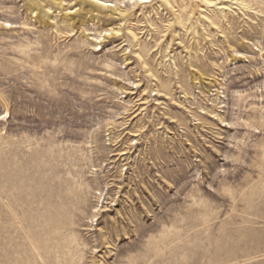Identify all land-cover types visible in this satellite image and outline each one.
Segmentation results:
<instances>
[{
	"label": "rangeland",
	"instance_id": "1",
	"mask_svg": "<svg viewBox=\"0 0 264 264\" xmlns=\"http://www.w3.org/2000/svg\"><path fill=\"white\" fill-rule=\"evenodd\" d=\"M0 264H264V0H0Z\"/></svg>",
	"mask_w": 264,
	"mask_h": 264
},
{
	"label": "bare ground",
	"instance_id": "2",
	"mask_svg": "<svg viewBox=\"0 0 264 264\" xmlns=\"http://www.w3.org/2000/svg\"><path fill=\"white\" fill-rule=\"evenodd\" d=\"M147 2L148 0H141V2ZM100 4H102V3H100ZM105 4V3H104ZM106 6H109V7H114V6H116L114 3H107V5ZM93 7H95L96 9H100V6H98V5H94Z\"/></svg>",
	"mask_w": 264,
	"mask_h": 264
}]
</instances>
